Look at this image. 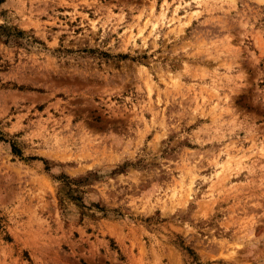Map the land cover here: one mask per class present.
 <instances>
[{
	"label": "rangeland",
	"instance_id": "1",
	"mask_svg": "<svg viewBox=\"0 0 264 264\" xmlns=\"http://www.w3.org/2000/svg\"><path fill=\"white\" fill-rule=\"evenodd\" d=\"M0 264H264V0H0Z\"/></svg>",
	"mask_w": 264,
	"mask_h": 264
},
{
	"label": "trees",
	"instance_id": "2",
	"mask_svg": "<svg viewBox=\"0 0 264 264\" xmlns=\"http://www.w3.org/2000/svg\"><path fill=\"white\" fill-rule=\"evenodd\" d=\"M12 151H14L15 153H18V150L13 146V144H12Z\"/></svg>",
	"mask_w": 264,
	"mask_h": 264
}]
</instances>
